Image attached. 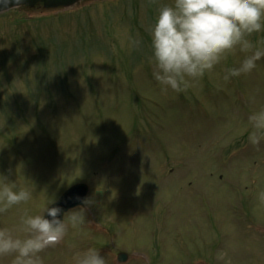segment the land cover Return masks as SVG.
Wrapping results in <instances>:
<instances>
[{
    "label": "rangeland",
    "instance_id": "374dc122",
    "mask_svg": "<svg viewBox=\"0 0 264 264\" xmlns=\"http://www.w3.org/2000/svg\"><path fill=\"white\" fill-rule=\"evenodd\" d=\"M167 3L38 0L0 13V174L33 194L0 227L90 188L83 225L45 264L90 248L107 264L120 252V264H264V133L249 139L264 58L224 81L248 54L237 48L184 91H161L147 29ZM249 39L264 46V31Z\"/></svg>",
    "mask_w": 264,
    "mask_h": 264
},
{
    "label": "clouds",
    "instance_id": "9594fccd",
    "mask_svg": "<svg viewBox=\"0 0 264 264\" xmlns=\"http://www.w3.org/2000/svg\"><path fill=\"white\" fill-rule=\"evenodd\" d=\"M10 0H0L7 7ZM150 35L149 64L152 78L161 91H184L214 70L227 54L237 48L248 53L238 66L230 67L223 80L249 74L264 58V46L253 44L252 34L264 31V0H170L164 4L147 29ZM135 46L141 44L135 40ZM254 131L249 139L258 144L264 133V110L249 118ZM32 191L17 189L7 176L0 174V213L31 201ZM85 205L90 201H85ZM65 220V209L54 199L39 213L27 209L12 226L0 227V264H45L42 255L59 245L69 226H82L85 207H77ZM75 264H107L97 249H87L76 257Z\"/></svg>",
    "mask_w": 264,
    "mask_h": 264
},
{
    "label": "water",
    "instance_id": "95a60500",
    "mask_svg": "<svg viewBox=\"0 0 264 264\" xmlns=\"http://www.w3.org/2000/svg\"><path fill=\"white\" fill-rule=\"evenodd\" d=\"M38 0H10V3L7 5V7H0V12L9 9L12 6L20 5L24 3H30L33 4ZM50 5H71L74 4L80 0H45ZM89 187L85 183H78L73 186H71L69 189H67L60 198L56 201L57 204L62 206L65 211L69 212L71 209H74L76 207L84 206V202L87 199ZM66 212V213H67ZM65 213V214H66ZM119 262H124L127 259V255L125 253H120L117 257Z\"/></svg>",
    "mask_w": 264,
    "mask_h": 264
}]
</instances>
